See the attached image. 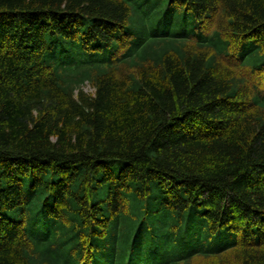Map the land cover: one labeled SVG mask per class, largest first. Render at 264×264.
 Here are the masks:
<instances>
[{
  "label": "trees",
  "instance_id": "obj_1",
  "mask_svg": "<svg viewBox=\"0 0 264 264\" xmlns=\"http://www.w3.org/2000/svg\"><path fill=\"white\" fill-rule=\"evenodd\" d=\"M0 264H264V0H0Z\"/></svg>",
  "mask_w": 264,
  "mask_h": 264
},
{
  "label": "rangeland",
  "instance_id": "obj_2",
  "mask_svg": "<svg viewBox=\"0 0 264 264\" xmlns=\"http://www.w3.org/2000/svg\"><path fill=\"white\" fill-rule=\"evenodd\" d=\"M85 89H86V90H90V87H89V86H87Z\"/></svg>",
  "mask_w": 264,
  "mask_h": 264
}]
</instances>
